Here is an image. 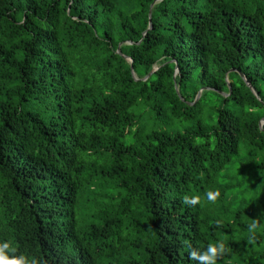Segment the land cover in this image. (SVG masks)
Returning a JSON list of instances; mask_svg holds the SVG:
<instances>
[{
    "label": "trees",
    "instance_id": "1",
    "mask_svg": "<svg viewBox=\"0 0 264 264\" xmlns=\"http://www.w3.org/2000/svg\"><path fill=\"white\" fill-rule=\"evenodd\" d=\"M263 119L264 0H0V244L264 264Z\"/></svg>",
    "mask_w": 264,
    "mask_h": 264
},
{
    "label": "clouds",
    "instance_id": "2",
    "mask_svg": "<svg viewBox=\"0 0 264 264\" xmlns=\"http://www.w3.org/2000/svg\"><path fill=\"white\" fill-rule=\"evenodd\" d=\"M220 195L219 191L209 190L206 193L207 199L209 201L215 202L217 197ZM184 203L189 205H196L200 203V196H188L183 197ZM219 224L220 222L217 221ZM253 235L257 229V222H253L250 225ZM16 252L14 247L10 248L9 242H3L0 244V264H38V261L35 259L29 260L27 257L21 255L19 257H11L7 255V252ZM226 251L225 245L223 243L219 244H209L205 250L198 251L193 250L190 253L191 259L198 262V264H217V261Z\"/></svg>",
    "mask_w": 264,
    "mask_h": 264
},
{
    "label": "water",
    "instance_id": "3",
    "mask_svg": "<svg viewBox=\"0 0 264 264\" xmlns=\"http://www.w3.org/2000/svg\"><path fill=\"white\" fill-rule=\"evenodd\" d=\"M159 1H161V0H159ZM155 3H153L151 6H150V9L153 7V5H154ZM151 29V24H150V17H149V27H148V29H147V31H149ZM147 31H145L144 32V34L145 33H147ZM128 44H130V43H128ZM117 53L119 54V55H121L120 54V51H119V49L117 50ZM123 58H124V60H126L127 62H129L130 63V68H131V74H132V76L135 78V76H134V72H133V67H132V61H131V59L129 58V57H126V56H122ZM156 71V69H153L145 78H143L142 80L143 81H145L146 79H148L150 76H151V74L153 73V72H155ZM178 73V68H177V66L175 67V72H174V76L176 75ZM240 76H241V78H242V80L244 81V83H245V85L250 89V91L252 92V94L258 99V94L255 92V90L252 88V86H251V84L247 81V79L242 75V74H240ZM135 80H137L136 78H135ZM227 81V80H226ZM228 83V82H227ZM228 87H229V92L231 91V88H230V85H229V83H228ZM204 89H201L199 92H198V94H197V96H196V99H195V102L199 99V97H200V94H201V92L203 91ZM205 90H207L206 88H205ZM176 92H177V95L179 96V93H178V89L176 88ZM223 96H228V95H225V94H222ZM180 97V96H179ZM260 127H262L263 125H264V119L263 120H261L260 121Z\"/></svg>",
    "mask_w": 264,
    "mask_h": 264
}]
</instances>
